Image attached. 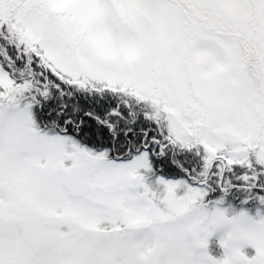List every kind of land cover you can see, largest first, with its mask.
<instances>
[{"label": "snow or ice", "instance_id": "6c2138e0", "mask_svg": "<svg viewBox=\"0 0 264 264\" xmlns=\"http://www.w3.org/2000/svg\"><path fill=\"white\" fill-rule=\"evenodd\" d=\"M234 168L264 176V0H0V264H264L259 215L207 252Z\"/></svg>", "mask_w": 264, "mask_h": 264}, {"label": "trees", "instance_id": "16d2710c", "mask_svg": "<svg viewBox=\"0 0 264 264\" xmlns=\"http://www.w3.org/2000/svg\"><path fill=\"white\" fill-rule=\"evenodd\" d=\"M11 51L13 50L10 49V52ZM202 155V153L201 155H196L195 151L184 152L177 156V161L181 164V167H183L184 163L191 164L192 161L195 160L196 163L193 166L199 168L202 164ZM181 167H176L175 165L168 167L165 165L163 166V171H157V175L166 179H185ZM245 174L246 171L241 168H234L232 172L225 174V179L232 185L227 195L223 194L215 183L210 181L208 186L211 190L209 196L213 199L221 198L231 200L235 205L242 204V200L247 197L251 199H256L258 195L264 197V176H260L254 183H248L242 180ZM250 204L251 203H247L246 206H250Z\"/></svg>", "mask_w": 264, "mask_h": 264}, {"label": "rangeland", "instance_id": "374dc122", "mask_svg": "<svg viewBox=\"0 0 264 264\" xmlns=\"http://www.w3.org/2000/svg\"><path fill=\"white\" fill-rule=\"evenodd\" d=\"M157 177L164 179L166 181L183 180L182 178L166 179L159 175H157ZM207 190L210 193L211 190L209 187ZM262 199H264V197L260 195L256 196V199H251L247 197L244 200H242L241 202L242 204L235 205L233 201L227 199H221V198L213 199L209 195L206 198L207 202L209 203V211L213 210L214 208H218L219 210L225 212L226 217H232V218L234 216L239 215L242 212L246 213L249 217L252 218H257L258 215L264 217V203H261ZM217 201H222V202L217 203ZM247 203H251L250 206H246ZM228 230L229 229L227 227L215 230L214 235L209 239V246L207 249L209 255L213 256L216 259H220L224 255V249L220 247V241L224 239L225 234ZM237 246H239L241 251L249 258L255 255V249H253L250 245L241 242Z\"/></svg>", "mask_w": 264, "mask_h": 264}, {"label": "clouds", "instance_id": "9594fccd", "mask_svg": "<svg viewBox=\"0 0 264 264\" xmlns=\"http://www.w3.org/2000/svg\"><path fill=\"white\" fill-rule=\"evenodd\" d=\"M228 228L224 239L229 242L239 244L241 242H248L252 238V234L248 232L245 225L240 222H233L232 217H225V222L218 228ZM236 251H240L239 248Z\"/></svg>", "mask_w": 264, "mask_h": 264}]
</instances>
